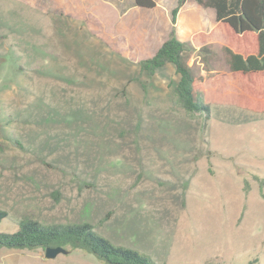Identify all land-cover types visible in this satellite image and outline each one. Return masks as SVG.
Returning a JSON list of instances; mask_svg holds the SVG:
<instances>
[{"label": "rangeland", "instance_id": "rangeland-1", "mask_svg": "<svg viewBox=\"0 0 264 264\" xmlns=\"http://www.w3.org/2000/svg\"><path fill=\"white\" fill-rule=\"evenodd\" d=\"M81 1L88 17L73 0H0V233L29 214L90 222L157 264H264V112L216 103L193 63L203 128L172 104L174 64L142 73L132 44L111 41L126 22L168 18L172 0L125 15L116 4L132 0ZM0 264L105 263L0 247Z\"/></svg>", "mask_w": 264, "mask_h": 264}, {"label": "trees", "instance_id": "trees-1", "mask_svg": "<svg viewBox=\"0 0 264 264\" xmlns=\"http://www.w3.org/2000/svg\"><path fill=\"white\" fill-rule=\"evenodd\" d=\"M186 1L176 0L171 9V27L167 38L153 54L139 60L137 64L140 72L148 75L154 74L167 63L174 64L178 80L173 85L172 104L184 110L185 115L191 119L203 114L204 128L210 107L201 97L198 80L188 60L192 55L196 56L208 69L217 54L213 46L206 43L211 32L193 35L192 39L196 37L202 41L198 49L192 44V39L181 41L177 38L176 17ZM195 1L202 6L214 8L219 28L225 33L230 30L239 39L230 43L226 38V43L222 46L226 64L232 72L231 103L238 108L264 112V0ZM132 2L139 8L146 9L156 5L154 0ZM253 176L257 178L256 175ZM52 196L58 200V191H53ZM109 214L110 211L100 222L106 220ZM5 216L6 212L0 209V222ZM18 225V230L0 233V247L44 250L48 246H61L67 251L79 249L90 252L105 264H157L149 255L132 247L115 245L97 233L95 225L90 222L42 223L33 216L24 214ZM248 264H253V261Z\"/></svg>", "mask_w": 264, "mask_h": 264}, {"label": "crops", "instance_id": "crops-1", "mask_svg": "<svg viewBox=\"0 0 264 264\" xmlns=\"http://www.w3.org/2000/svg\"><path fill=\"white\" fill-rule=\"evenodd\" d=\"M156 5L152 9L158 7V1L154 0ZM187 0L182 8L179 10L178 16L176 17V31L177 38L181 41H189L192 39L193 35L200 32L208 33L211 32V35L208 38L216 55V60L212 63V66L208 69L204 66L203 63L198 61V57L191 56L189 58L188 64L190 66L193 63H196L199 70V77H202L204 83H202V91L210 94H214L217 98H214L216 103L224 101L225 103L231 104L232 100V72L229 66L226 64L224 55L222 58L221 66L217 67L218 55L220 53L224 54L222 51V46L225 45L226 41L224 38V32L217 25L215 19L216 14L215 10L212 7H205L198 4L195 0L190 2ZM73 3L78 7L77 10H71L66 5V9L77 16L84 17L87 16V8L84 5V1L73 0ZM173 6L169 9V14L171 15V9L176 4V0H172ZM133 6V2L130 4L124 5L123 2L116 4V10L120 15H125L129 7ZM151 9V8H147ZM170 15L168 18L165 13H156L149 15L145 21H138L134 23L133 21L126 22L123 26V30L120 31L118 36L111 37V41L118 40L123 42L125 45L132 44L131 49H125L126 52H129V55L136 60H141L153 54L156 49L161 45V43L167 38L169 34L171 23ZM88 17V16H87ZM92 19V18H91ZM123 32V33H121ZM192 44L196 49H198L202 41L200 39H192ZM207 77H210L207 79ZM206 81V82H205ZM201 83V82H200Z\"/></svg>", "mask_w": 264, "mask_h": 264}, {"label": "water", "instance_id": "water-1", "mask_svg": "<svg viewBox=\"0 0 264 264\" xmlns=\"http://www.w3.org/2000/svg\"><path fill=\"white\" fill-rule=\"evenodd\" d=\"M67 250L61 246H48L44 249V257L53 258L59 253H66Z\"/></svg>", "mask_w": 264, "mask_h": 264}]
</instances>
